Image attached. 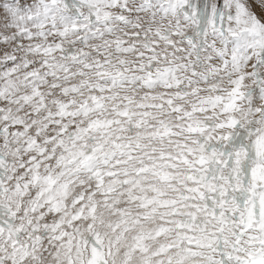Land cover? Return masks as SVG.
Masks as SVG:
<instances>
[{"label":"snow or ice","instance_id":"obj_1","mask_svg":"<svg viewBox=\"0 0 264 264\" xmlns=\"http://www.w3.org/2000/svg\"><path fill=\"white\" fill-rule=\"evenodd\" d=\"M0 264H264V0H0Z\"/></svg>","mask_w":264,"mask_h":264}]
</instances>
